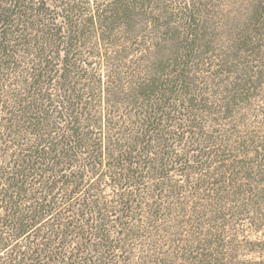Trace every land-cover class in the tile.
<instances>
[{"label":"trees","instance_id":"16d2710c","mask_svg":"<svg viewBox=\"0 0 264 264\" xmlns=\"http://www.w3.org/2000/svg\"><path fill=\"white\" fill-rule=\"evenodd\" d=\"M0 264H264V0H0Z\"/></svg>","mask_w":264,"mask_h":264},{"label":"rangeland","instance_id":"374dc122","mask_svg":"<svg viewBox=\"0 0 264 264\" xmlns=\"http://www.w3.org/2000/svg\"><path fill=\"white\" fill-rule=\"evenodd\" d=\"M247 229L249 228V227H246Z\"/></svg>","mask_w":264,"mask_h":264}]
</instances>
